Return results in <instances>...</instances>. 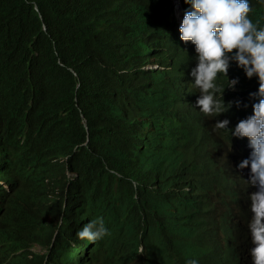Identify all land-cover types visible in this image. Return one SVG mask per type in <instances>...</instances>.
I'll use <instances>...</instances> for the list:
<instances>
[{"label":"clouds","instance_id":"clouds-1","mask_svg":"<svg viewBox=\"0 0 264 264\" xmlns=\"http://www.w3.org/2000/svg\"><path fill=\"white\" fill-rule=\"evenodd\" d=\"M105 1L103 25L91 39L104 50L100 66L87 47L57 54L62 88L74 90L87 140L54 157L35 142L43 117L0 113V214L10 200L36 210L42 244L23 250L30 258L48 260L56 249L70 264H91L95 251L111 247L114 254L97 264H264V0H154V8ZM78 66L92 70L77 74ZM109 70L122 74L100 85L107 99L128 85L126 96L139 99L123 115L125 133L107 138L117 167L154 181L164 174L158 160L167 158L212 188L210 214L198 216L184 204L173 208L174 224L164 213L154 216L145 223L146 243L131 257L122 256L118 242L100 246L108 229L85 204L98 173L80 150L89 127L78 93ZM144 99L156 114L138 112ZM178 139L185 144L172 148ZM101 199L106 203L102 192Z\"/></svg>","mask_w":264,"mask_h":264},{"label":"trees","instance_id":"trees-1","mask_svg":"<svg viewBox=\"0 0 264 264\" xmlns=\"http://www.w3.org/2000/svg\"><path fill=\"white\" fill-rule=\"evenodd\" d=\"M139 2L156 7L154 0ZM105 5V0H0V113L9 118L43 117L35 142L42 145V151L51 156L62 158L87 140L74 106V90L62 88L57 54L66 51L80 54L83 47H87L97 53L96 63L100 66L104 50L93 44L91 39L103 25ZM163 15L169 21L167 14ZM160 17L162 18L161 15ZM135 54L136 52L130 59H134ZM135 67L133 63L125 76L130 79L135 76L132 72ZM84 70L92 69L81 66L76 68L77 74ZM120 74L122 73L113 70L99 72L91 85L81 86L78 98L80 104L84 105V114L88 120L89 142L80 150L98 173V176L91 177L86 188L85 204L93 219L102 217L108 229V235L102 239L100 246L107 248L113 239L122 247L120 250L125 247L121 251L122 256L125 253L126 257H131L146 243L145 223L154 216L162 219L164 213V220L173 223L176 219L172 212L174 207L185 204V209L193 210L198 216H206L213 210V204L212 188L204 186L191 167L185 171L175 169L170 160L160 158L158 164L164 171L163 178L158 176L159 179L154 181L117 167L110 157L107 138L114 133H125L123 115L128 107L139 100L135 94L126 96L132 93L129 85L126 90L116 93L115 99H107L110 95L102 91L100 85L116 79ZM70 78L73 79L71 76ZM136 106L141 110H138L140 113L156 114L145 99ZM178 140L175 141L174 148L185 144L182 139ZM89 169L87 165L82 167L83 171ZM111 170L123 177L113 174ZM138 179L149 183L142 184ZM101 192L106 203L101 199ZM123 204L129 206L125 212L122 210ZM122 217L126 219L123 220ZM117 219H121V222ZM39 225L40 218L35 209L10 200L0 214V264H70V257H60L56 249L52 255L51 252L47 255L48 260L39 255L30 258L23 251L34 241L42 244L36 235ZM114 227L118 237L112 233ZM120 238H124V247ZM108 249V252L98 250V255H95V251L91 264L106 261L105 255L110 252L111 255L114 254L111 247Z\"/></svg>","mask_w":264,"mask_h":264},{"label":"bare ground","instance_id":"bare-ground-1","mask_svg":"<svg viewBox=\"0 0 264 264\" xmlns=\"http://www.w3.org/2000/svg\"><path fill=\"white\" fill-rule=\"evenodd\" d=\"M99 51H100V50H99ZM151 51H152V50H151ZM100 52H101V51H100ZM147 52H148V50H147ZM157 61H158V60H157ZM158 62H159V61H158ZM178 141H179V140H178ZM180 141H181V140H180ZM172 147H173V146H172ZM0 148H3V145L0 146ZM173 148H174V147H173ZM107 153H108V152H107ZM182 170H183V169H182ZM188 170H189V169H188ZM180 171H181V170H180ZM183 171H185V169H184ZM183 171H182V172H183ZM193 172H194V171H193ZM193 175H194V173H193ZM126 177H127V176H126ZM164 177H165V175H164ZM191 177H192V175H191ZM195 177H196V176H195ZM114 178H116V177H114ZM118 178H119V177H118ZM162 178H163V177H162ZM196 178H198V177H196ZM191 179H194V177L191 178ZM123 180H124V179H123ZM123 180H122V181H123ZM103 181H104V180H103ZM120 181H121V180H120ZM124 181H125V180H124ZM164 181H165V180H164ZM195 181H196V180H195ZM106 182H107V181H106ZM138 182H140V183H142V184H147V183H149V182H143V180H140V181H139V179H138ZM161 182H162V181H161ZM161 182H160V183H161ZM196 184H198V183H196ZM113 185H114V184H113ZM151 185L157 187L155 184H151ZM159 185H160V184H159ZM161 185H162V184H161ZM198 185H199V184H198ZM99 186H101L100 183H99ZM193 187H194V185H193ZM103 188H104V187H103ZM103 190H104V189H103ZM192 190H193V189H192ZM143 191H144V190H143ZM145 191H146V190H145ZM156 191H157V190H156ZM148 192H149V191H148ZM161 193H162V192H161ZM143 194H145V192H144ZM159 194H160V193H159ZM193 194H196V193H193ZM160 195H161V194H160ZM199 195H201V193H200ZM203 195H204V194H203ZM139 196H140V195H139ZM188 196H189V195H188ZM188 196H187V197H188ZM193 196H195V195H193ZM197 196H198V195H197ZM140 197H141V196H140ZM110 198H111V197H110ZM143 198H144V197H143ZM148 198H149V197H148ZM145 200H146V198H145ZM109 202H111V201H109ZM118 202H119V201H118ZM147 202H148V201H147ZM187 202H188V201H187ZM187 202H186V203H187ZM206 202H207V200H206ZM134 203H135V202H134ZM148 203H149V202H148ZM152 203H153V202H152ZM189 203H192V202H189ZM199 203H200V202H199ZM108 204H109V203H108ZM118 204H119V203H118ZM132 204H133V203H132ZM144 204H145V203H144ZM205 204H206V203H205ZM207 205L209 206L208 203H207ZM207 205H205V207H206ZM210 205H211V204H210ZM197 206L200 207L199 205H197ZM212 208H213V205H212ZM213 210H214V209H213ZM130 213H132V212H130ZM208 214H210V213H208ZM120 218H121V217H120ZM122 218H123V217H122ZM124 219H126V218H123V220H124ZM127 219H128V218H127ZM117 220L121 222V219H120V220L117 219ZM127 221H128V220H127ZM116 225H119V223L116 224ZM116 225H114V226H116ZM113 229H114V232H112V233H114V235H115V232H117V230L115 229V227H114ZM127 231L129 232L130 230H127ZM127 231H126V232H127ZM127 234H128V233H127ZM127 234L125 235L126 238H127V236H128ZM115 236H116V235H115ZM113 237H114V236H113ZM116 237H118V235H117ZM108 238H110V237H108ZM124 238H125V237H124ZM124 238H120V241L123 240L122 246H123V244H124V242H125V241H124ZM129 238H130V237H129ZM118 239H119V238H118ZM143 239H144V238H143ZM108 240H109V239H108ZM108 240H106V241H108ZM110 240H111V239H110ZM126 240H127V239H126ZM144 240H145V239H144ZM113 241H114V240L112 239V242H111V243L109 242V243H110V244H113ZM116 241H117V238H116ZM114 242H115V241H114ZM126 242H127V241H126ZM106 243H107V242H106ZM115 243H116V242H115ZM97 245H98V243H97L95 246H97ZM125 245H126V244H125ZM125 245H124V246H125ZM105 246H106V245H105ZM124 246H123V247H124ZM85 248H86V250L88 249L87 247H85ZM107 248H108V247H107ZM107 248H106V249H107ZM121 248H122V247H121ZM121 248H120V249H121ZM124 248H125V247H124ZM124 248H123V250H121L122 252L124 251ZM108 250H109V249H108ZM108 250H107V251H108ZM107 251H106V252H107ZM104 252H105V251H104ZM127 252H128V250H126V253H127ZM129 252H130V251H129ZM96 254H97V253L95 252V255H96ZM99 254H100V253H99ZM107 254H108V253H107ZM128 254H130V253H128ZM97 255H98V254H97ZM125 255H127V254L124 253V256H125ZM130 255H131V254H130ZM100 256H101V255H100ZM100 256H99V257H100ZM105 256H106V257H105V259H106V258H107V255H105ZM101 261H102V260H101ZM101 261H100V262H101ZM98 262H99V261H98ZM96 263H97V262H96Z\"/></svg>","mask_w":264,"mask_h":264}]
</instances>
